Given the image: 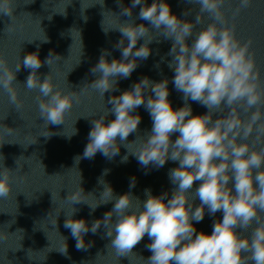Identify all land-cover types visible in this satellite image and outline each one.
<instances>
[{
	"label": "clouds",
	"instance_id": "obj_1",
	"mask_svg": "<svg viewBox=\"0 0 264 264\" xmlns=\"http://www.w3.org/2000/svg\"><path fill=\"white\" fill-rule=\"evenodd\" d=\"M185 2L198 5L194 21L173 14L166 0H152L150 5L147 0H132L128 7L117 0L119 16L130 18L123 23L119 19L118 26L110 29L121 33L122 38L113 46L120 51L121 59L109 61L111 52L102 50L90 69L96 79L89 84L101 99L105 93L118 91L119 80L130 78L139 61L151 55L149 45L163 38L172 41L167 66L174 72L171 82L182 93L183 107L172 106L167 77L159 82L142 77L130 89L109 97L107 104L111 108L105 104L98 118L91 121L83 157L75 158L78 164L81 158L92 159L99 152L111 160L119 155L121 145L128 150L127 145L139 139L135 151L128 150V154L145 169L151 166L158 170L168 161L178 164L168 171L174 186L170 197L169 192L153 195L150 189L144 190L143 201L131 191L116 195L103 179L109 171L105 169L98 181L103 185L99 203L90 204L87 196L92 193L86 195L80 186L64 199L70 209L65 213L64 227L76 241L77 250H87L92 242L86 243L85 235L96 234L103 226L110 241L107 247L118 258L132 254L147 236L150 243L145 247L151 255L146 260L141 257L145 264H264V147L259 146L264 145L261 67L250 50L252 41L237 38L236 24L229 22L223 10L227 0ZM103 3L104 0L101 6ZM250 4L251 0H239L237 7L230 9L232 21ZM16 6L15 0H0V16L13 20ZM137 6V18L151 27L137 25L131 19ZM193 11L187 9L184 16ZM206 17L211 22L197 30ZM12 30L9 25L5 33ZM141 40L143 43L137 47ZM54 57L60 58L50 53L42 62L39 53L32 52L21 61L18 55L13 68L0 56V91L7 94L9 104L17 111L23 104L16 74L21 66L31 69L23 88L27 93H37L34 99L46 128L64 124L73 105L79 102L77 92L65 91L54 82L52 71L43 80L37 75L43 64L52 68ZM189 100L206 107L207 112L194 115ZM141 106L149 113L152 127L129 143V135L140 131L142 117L136 110ZM110 114L115 118L106 122ZM76 132L75 129L73 135ZM48 133L45 137L53 135ZM127 160L125 155L121 162ZM11 172L6 167L0 170V199H7L12 192ZM135 184L133 177L130 188ZM197 199L200 203L194 207ZM110 202L111 210L91 225L85 219L74 218L79 211L75 204H87L94 212ZM206 208L210 216L222 213V219L214 220L210 234L197 232L193 224L204 219ZM53 225H57V219ZM61 237L63 245L58 251L67 256V238Z\"/></svg>",
	"mask_w": 264,
	"mask_h": 264
},
{
	"label": "water",
	"instance_id": "obj_2",
	"mask_svg": "<svg viewBox=\"0 0 264 264\" xmlns=\"http://www.w3.org/2000/svg\"><path fill=\"white\" fill-rule=\"evenodd\" d=\"M166 2L173 14L194 21L198 5H189L185 0ZM15 3L13 20L0 16V56L5 57L13 68L18 55L22 61L28 53L38 52L42 62L50 53L59 56V59L53 58L52 68L43 64L37 75L43 80L52 71L54 82L65 91L77 92L79 102L73 105L64 124L48 125L46 128L44 120L39 118L34 99L37 93H27L23 88L31 69L21 66L16 74V81L21 85L19 99L23 104L19 111L9 104L7 94L0 91V170L6 167L12 171V192L7 199H0V264H145L141 257L146 260L151 255L145 247L150 243L147 236L132 254L118 258L107 247L110 241L103 226L96 234L89 232L85 235V242L91 241L92 247L77 250L76 241L64 227L65 213L70 210L64 199L80 186L86 195L92 193L87 196L90 204L99 203L103 185L98 181L105 169L109 171L103 179L116 195L131 191L143 201L146 199L144 190L150 189L153 195L169 192L170 197L174 186L169 181L168 171L178 164L168 161L158 170L151 166L145 169L135 156L128 154V150L135 151L139 139L136 144L127 145L128 150L121 145L119 155L111 160L99 152L92 159L81 158L78 164L75 158L83 157L91 121L98 118L105 104L111 108L107 104L109 97L130 89L142 77L147 76L154 82L167 77L172 106L176 109L183 107L182 93L176 91L171 82L174 72L167 66V61L171 59L167 53L172 41L160 38V43H151L152 53L148 59L139 61L130 78L119 80L118 91L105 93L104 99H101L89 86L96 79L90 69L98 62L102 50L111 52L107 57L109 61L121 59L120 51L113 47L122 38L121 33L110 29L118 26L119 19L121 23L130 19L119 16L121 8L117 0H104L103 6L102 0H15ZM122 3L128 7L132 0H122ZM147 3L150 5L152 0H147ZM238 3L239 0H227L223 10L229 22L236 24L237 38L252 41L250 50L255 53L264 80V0H251L250 6L241 10L232 21L230 9L236 8ZM189 8L194 11L184 16ZM139 10L140 6L133 9L131 19L137 25L145 23L151 27L148 22L137 18ZM210 22L206 17L204 24L197 25V30ZM9 25L13 30L6 34L5 28ZM104 28L109 31L105 33ZM191 42L189 39L188 43ZM142 43L143 40L139 41L137 47ZM157 64L159 67H156ZM188 103L194 115L207 112V108L197 102L189 100ZM136 111L142 117L140 131L129 135V143L152 127L151 117L144 107ZM114 118L110 114L106 122ZM75 129L77 132L73 135ZM48 131L53 135L45 137ZM125 155H128V160L122 163ZM133 177L136 184L130 188ZM199 203L197 199L194 207ZM73 206L79 209L74 218L85 219L91 225L94 220L102 219L113 203L100 205L94 212L87 204ZM56 219L57 225L54 226ZM217 219H222V213L210 216L206 208L204 219L199 223L193 221V224L197 232L210 234ZM61 236L67 238V256L58 251L63 245Z\"/></svg>",
	"mask_w": 264,
	"mask_h": 264
}]
</instances>
